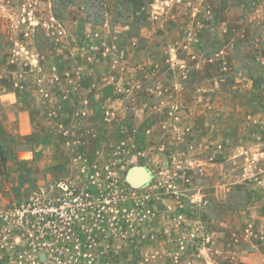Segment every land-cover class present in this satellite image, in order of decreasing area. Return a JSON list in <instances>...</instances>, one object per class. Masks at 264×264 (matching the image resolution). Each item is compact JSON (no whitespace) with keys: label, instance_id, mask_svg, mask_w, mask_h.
I'll return each instance as SVG.
<instances>
[{"label":"rangeland","instance_id":"374dc122","mask_svg":"<svg viewBox=\"0 0 264 264\" xmlns=\"http://www.w3.org/2000/svg\"><path fill=\"white\" fill-rule=\"evenodd\" d=\"M62 183L0 264H264V0H0V210Z\"/></svg>","mask_w":264,"mask_h":264},{"label":"built area","instance_id":"2783aa9c","mask_svg":"<svg viewBox=\"0 0 264 264\" xmlns=\"http://www.w3.org/2000/svg\"><path fill=\"white\" fill-rule=\"evenodd\" d=\"M58 190L66 193L69 188L65 183L52 184L47 191L36 192L23 205L0 210L1 246L4 247L6 240L18 245L27 237H37L36 243L67 238L77 211L73 207V195L64 198Z\"/></svg>","mask_w":264,"mask_h":264},{"label":"water","instance_id":"95a60500","mask_svg":"<svg viewBox=\"0 0 264 264\" xmlns=\"http://www.w3.org/2000/svg\"><path fill=\"white\" fill-rule=\"evenodd\" d=\"M151 174L142 166L132 167L126 174L127 183L133 188H142L149 183Z\"/></svg>","mask_w":264,"mask_h":264}]
</instances>
